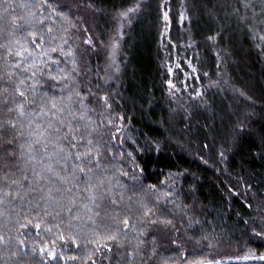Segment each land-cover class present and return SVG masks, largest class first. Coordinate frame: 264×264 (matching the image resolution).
I'll return each instance as SVG.
<instances>
[{"label":"trees","instance_id":"16d2710c","mask_svg":"<svg viewBox=\"0 0 264 264\" xmlns=\"http://www.w3.org/2000/svg\"><path fill=\"white\" fill-rule=\"evenodd\" d=\"M0 264H264V0H0Z\"/></svg>","mask_w":264,"mask_h":264},{"label":"snow or ice","instance_id":"6c2138e0","mask_svg":"<svg viewBox=\"0 0 264 264\" xmlns=\"http://www.w3.org/2000/svg\"><path fill=\"white\" fill-rule=\"evenodd\" d=\"M137 7H138V5H137ZM134 10H135V9H133V8H129L127 11H128V12H131V11H134ZM126 14H127V13H122V15H126ZM166 17H167V14H165V18H166ZM210 39H212V38L210 37ZM19 95H20L21 97H23V96H24V93H23V92H19ZM52 107L55 108V104H53ZM20 108H21V111H22L23 106L21 105ZM89 143H90V141H89ZM72 147L75 148V147H77V145H76L75 143H73V144H72ZM75 159H76L77 164L82 163V160H81V154H80L79 152L77 153ZM80 172H81V173H84V172H85V168L80 167ZM125 226H127V221H125ZM254 234H256V235H260V233H255V232H254ZM50 255L52 256L53 259H55L54 254H50Z\"/></svg>","mask_w":264,"mask_h":264}]
</instances>
